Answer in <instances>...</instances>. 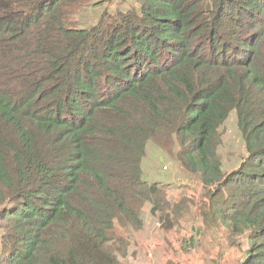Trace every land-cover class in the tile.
<instances>
[{
    "label": "trees",
    "instance_id": "1",
    "mask_svg": "<svg viewBox=\"0 0 264 264\" xmlns=\"http://www.w3.org/2000/svg\"><path fill=\"white\" fill-rule=\"evenodd\" d=\"M82 1L0 0V264H120L119 229L169 207L142 178L151 141L264 264V0H133L86 27ZM233 112L246 156L224 175Z\"/></svg>",
    "mask_w": 264,
    "mask_h": 264
},
{
    "label": "rangeland",
    "instance_id": "2",
    "mask_svg": "<svg viewBox=\"0 0 264 264\" xmlns=\"http://www.w3.org/2000/svg\"><path fill=\"white\" fill-rule=\"evenodd\" d=\"M71 1L70 9H73L77 0ZM93 4L100 5L95 8ZM133 5V0H83L80 12L76 11L72 19L86 27L104 7V10L122 12ZM219 133L221 144L217 154L222 173L227 175L237 169L246 156L234 112L220 127ZM178 151L173 144L162 148L151 141L146 145L142 178L164 191L169 207L163 213L153 215L151 205L144 204L140 210L142 228L138 231L119 229V236L127 243L125 255L118 256L120 264H131V257L135 259L133 264H249L250 258H244L246 244L241 238L231 246L224 227L209 225L212 204L203 209L208 193L213 194L216 187L204 190L199 175L178 164Z\"/></svg>",
    "mask_w": 264,
    "mask_h": 264
},
{
    "label": "crops",
    "instance_id": "3",
    "mask_svg": "<svg viewBox=\"0 0 264 264\" xmlns=\"http://www.w3.org/2000/svg\"><path fill=\"white\" fill-rule=\"evenodd\" d=\"M129 252H130V251H129ZM131 255H134V252L131 253ZM129 260H130V263H131V264H133V263L135 262V259H134L133 257L129 258Z\"/></svg>",
    "mask_w": 264,
    "mask_h": 264
}]
</instances>
